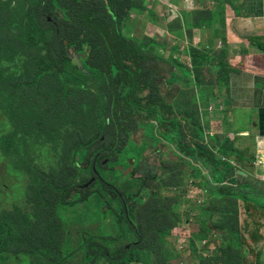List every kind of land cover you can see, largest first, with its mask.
I'll list each match as a JSON object with an SVG mask.
<instances>
[{
  "label": "rangeland",
  "instance_id": "374dc122",
  "mask_svg": "<svg viewBox=\"0 0 264 264\" xmlns=\"http://www.w3.org/2000/svg\"><path fill=\"white\" fill-rule=\"evenodd\" d=\"M28 7V0H0V264H87L83 245L88 241L103 245L109 254L134 243L128 223L138 233V250H142L139 264H224L227 259L240 264V251L215 234L218 225L228 226L234 241L248 246L250 259L256 262L255 248L244 231L253 228L260 233L264 217L253 213V218H245L247 207L238 203V216L235 218L231 205V219L221 218L218 223L210 204H202L199 182L193 181L188 168L171 154L162 155L165 149L159 150L162 154L145 151L148 164L142 169H149L147 176L130 174V156L126 157L127 167L118 170L121 177L102 172L105 180L117 182L121 193L137 192L142 197L129 218H118L120 204L109 197L104 200L105 191L93 193L87 203L81 200L76 206L62 208L63 190L88 180V172L75 165L74 153L77 150L82 155L88 143L102 138L107 98L99 88V79L84 70L79 78L87 80L85 88L69 75L60 78L56 71L46 70L52 64L38 29L26 17ZM68 50L72 55L73 48ZM144 53L161 56L162 50L152 47ZM221 62L212 54H200L196 85L189 79L180 87L181 81H177L180 91L175 111L181 115L179 131L186 146L210 150L208 137L214 123L210 124L209 113L215 105L212 99L219 84L215 76ZM176 68L181 74V66ZM189 117L190 123L186 121ZM192 123L200 127L201 140ZM214 131L219 132L215 127ZM125 145L121 151L128 149ZM115 150L114 159L126 165L120 150ZM215 158L225 162L220 153ZM99 187L98 183L96 189ZM200 207L210 218L203 217ZM253 221L255 226H251ZM225 251L233 254L229 257ZM93 264L129 263L124 258L112 261L99 256Z\"/></svg>",
  "mask_w": 264,
  "mask_h": 264
},
{
  "label": "trees",
  "instance_id": "16d2710c",
  "mask_svg": "<svg viewBox=\"0 0 264 264\" xmlns=\"http://www.w3.org/2000/svg\"><path fill=\"white\" fill-rule=\"evenodd\" d=\"M28 1L26 17L38 29L46 57L52 64L46 70L56 71L60 78H65L66 75L73 77L81 88L87 86V80L79 78L81 70L85 69V72L99 79V88L105 92L107 98L102 113L105 123L102 134L108 140H117V144L114 143L117 148H122L126 143L128 149L136 151L137 158L148 149L153 153L165 149L163 154L160 153L164 156L171 154L188 168L192 180L199 182L202 204H210L213 208L211 214L213 217L218 216V223L221 218L231 219L232 210L228 208L231 205L235 207L236 218L237 202L252 201L251 196L257 194L256 189L252 185L237 183L232 177L235 166L216 159L199 145L184 144L178 123L181 115L175 111L176 97L180 91L176 84L184 76L177 71L173 61L156 54L145 55V51L151 52V46H155L154 41L139 42L125 33L126 21L131 11L140 8L136 4L137 0ZM70 47L79 55L83 69L72 63V55L68 50ZM198 57L192 55L193 75ZM219 67H224L223 62ZM222 77L218 68L215 83L222 80ZM219 91L217 89L218 93ZM186 121L190 123L191 118H186ZM191 127L201 140L203 135L200 127L193 123ZM133 136H138L139 139L134 140ZM208 138L211 139L210 136ZM99 141L100 139H96L88 143L82 155L76 150L75 165L81 162L77 157L88 159L91 154L89 150L95 144L98 147ZM226 147L227 141L218 148L219 153L233 155L232 150ZM122 150L127 151L125 148ZM112 185L102 184L110 197L115 196ZM74 191L78 193L74 194ZM88 191L79 190L75 184L67 186L61 195V206L72 205L81 200L89 202L91 192ZM72 196L76 198L70 201L68 198ZM134 197L135 195L128 194L121 196V199L134 201ZM198 210L203 217L210 218L208 211L201 207ZM216 229L214 231L224 238L229 247L240 251L242 264L244 259L241 244L234 241L231 229L220 225ZM83 246L87 264H93L99 256H108L112 261L124 258L127 263H141L137 255L132 256V252L124 249L116 254H109L106 249L92 241L84 243ZM224 253L229 257L233 254L231 251ZM224 264H232L231 259L225 260Z\"/></svg>",
  "mask_w": 264,
  "mask_h": 264
},
{
  "label": "crops",
  "instance_id": "0c3cea01",
  "mask_svg": "<svg viewBox=\"0 0 264 264\" xmlns=\"http://www.w3.org/2000/svg\"><path fill=\"white\" fill-rule=\"evenodd\" d=\"M136 4L140 8L131 11L126 35L139 42L154 41L151 47L162 50L157 56L180 65L184 76L180 87L189 79L196 85L192 55L212 54L223 62L224 67L217 65L223 77L216 84L220 91L216 89L209 113L210 124L214 123L209 153L216 157L227 141L233 155L220 154L235 166L232 177L257 192L248 203L238 201V210V203L251 205L245 218H253V213L264 217V0H137ZM239 216L243 221L242 213ZM245 232L257 261L241 244L243 264H264V230Z\"/></svg>",
  "mask_w": 264,
  "mask_h": 264
},
{
  "label": "flooded vegetation",
  "instance_id": "af4514ba",
  "mask_svg": "<svg viewBox=\"0 0 264 264\" xmlns=\"http://www.w3.org/2000/svg\"><path fill=\"white\" fill-rule=\"evenodd\" d=\"M104 140H106V141H104ZM113 142L114 141H111V139L108 140L105 135H102V138H100V141L98 142V147H93L89 150L91 152V154L88 158L89 160L88 159H86V160L80 159L81 162L78 163V165H76V166H78L79 169L83 168V170H86L88 172L89 177H88L87 181H91V182L87 186H83V184H84L83 183V184L77 185V187L79 190H89L88 192H91V196H93L94 194L95 195L99 194V192H98L99 190L103 191V192L105 191L104 187H102V184H111V185L116 184L115 186L112 185L113 186L112 190L114 192L115 198L108 196V193L106 191L104 192L106 194V195H104V197H105V199L107 197H109V198H112V199L117 200L119 202L120 211L118 212L117 216L119 219H125V218L130 217V212H131L134 204L142 203L143 199L137 192L136 193H125V194L121 193L118 190L117 182L116 181L111 182V181H109V179L105 180L102 172L105 170L106 171L105 173L111 172L115 177H121L120 176L121 173L118 174V170L121 169V172H122V169H125L127 167L128 159L126 157L130 156L129 158H130V160H132L130 174L134 176L136 173L137 174L139 173V174H144L145 176H147L149 173L148 172L149 169L143 170L142 167L146 166L148 164L147 163L148 158L145 155V152H143V155H141L139 158H137L136 151H134L132 149H130L131 151H129V150H127V151L122 150L121 151L120 148H117ZM115 149H119L120 153L122 154L121 155L122 158L126 160L125 167H120V166H124V165L120 164L119 162H117V160L114 159L116 157V153H117V151ZM149 153L151 155L153 152L150 151ZM159 153L160 152H155L154 154H159ZM92 155H94L95 157L92 158L91 157ZM117 175H119V176H117ZM97 182H99L102 189L99 187V189H97V192H96L95 191L96 186L93 189L90 186L95 185ZM74 192H75L74 194L77 193V191H74ZM128 194L129 195H135L134 198H137L140 201H137V200H136V202L124 201L123 199H121V196H125ZM74 198H76V197L72 196L68 199L70 201H72V199H74ZM81 202L82 201L76 202V203H73L72 205H67V206L62 207V208L73 207V206L80 204ZM128 228L132 232V234L135 236L136 241L134 243H130V244L124 245L123 247L117 248L116 250H114L112 252V254L113 253L116 254V252L121 251V249H124L125 251L130 252V253L132 250L131 255L132 256L137 255L140 258V254H141L142 250H138V247H139L138 233L135 231V228H133L130 223H128ZM100 246L103 247L104 249H106L103 245H100ZM129 264H138V263L134 262V263H129Z\"/></svg>",
  "mask_w": 264,
  "mask_h": 264
},
{
  "label": "water",
  "instance_id": "95a60500",
  "mask_svg": "<svg viewBox=\"0 0 264 264\" xmlns=\"http://www.w3.org/2000/svg\"><path fill=\"white\" fill-rule=\"evenodd\" d=\"M72 63L75 64V65H78L80 68H83L82 67V63H81V60L79 58V55L77 53H72ZM85 70V69H84ZM91 181H87L83 184V186H87Z\"/></svg>",
  "mask_w": 264,
  "mask_h": 264
},
{
  "label": "clouds",
  "instance_id": "9594fccd",
  "mask_svg": "<svg viewBox=\"0 0 264 264\" xmlns=\"http://www.w3.org/2000/svg\"><path fill=\"white\" fill-rule=\"evenodd\" d=\"M74 52V51H73ZM76 53V52H75Z\"/></svg>",
  "mask_w": 264,
  "mask_h": 264
}]
</instances>
